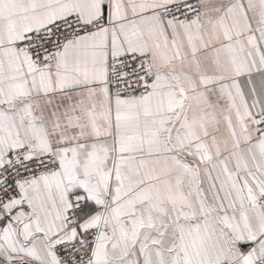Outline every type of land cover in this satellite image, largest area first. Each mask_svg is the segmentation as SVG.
<instances>
[{
    "label": "snow or ice",
    "instance_id": "1",
    "mask_svg": "<svg viewBox=\"0 0 264 264\" xmlns=\"http://www.w3.org/2000/svg\"><path fill=\"white\" fill-rule=\"evenodd\" d=\"M0 264H264V0H0Z\"/></svg>",
    "mask_w": 264,
    "mask_h": 264
}]
</instances>
